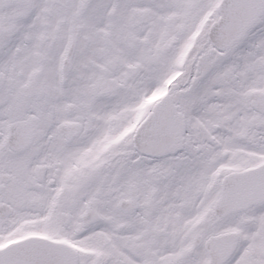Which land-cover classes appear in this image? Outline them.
<instances>
[{"label": "snow or ice", "instance_id": "1", "mask_svg": "<svg viewBox=\"0 0 264 264\" xmlns=\"http://www.w3.org/2000/svg\"><path fill=\"white\" fill-rule=\"evenodd\" d=\"M0 264H264V0H0Z\"/></svg>", "mask_w": 264, "mask_h": 264}]
</instances>
